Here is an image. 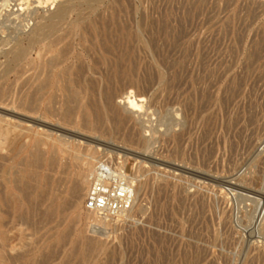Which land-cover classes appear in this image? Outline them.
<instances>
[{"label":"rangeland","instance_id":"obj_1","mask_svg":"<svg viewBox=\"0 0 264 264\" xmlns=\"http://www.w3.org/2000/svg\"><path fill=\"white\" fill-rule=\"evenodd\" d=\"M1 9L0 75L27 55L21 78L0 76L2 108L25 119L0 137V264H264V0ZM89 157L86 173L107 160L136 189L99 233L72 187Z\"/></svg>","mask_w":264,"mask_h":264},{"label":"bare ground","instance_id":"obj_2","mask_svg":"<svg viewBox=\"0 0 264 264\" xmlns=\"http://www.w3.org/2000/svg\"><path fill=\"white\" fill-rule=\"evenodd\" d=\"M68 14V9L66 7H62L60 9L59 7V10L54 14L55 18H58L59 20H64V18L67 16ZM3 15V10L1 9L0 10V17ZM27 20V19H26ZM25 20V22H26ZM81 21H83L82 19L79 18V21L76 22L75 26L76 27H79L80 26V23ZM2 24V23H1ZM0 24V25H1ZM19 25H22V24H19ZM18 25V28L20 27ZM26 25V24H25ZM56 27H57V24H48L46 27H44L43 29L41 30H38L37 32H32L31 36L29 37V46H32V45H35L39 42V39L41 36H46V37H49L53 34V32L56 30ZM4 25L0 27V31L4 30ZM5 28H7L6 30H8L9 28L5 26ZM16 28V27H15ZM21 28V27H20ZM86 29V28H85ZM84 29V30H85ZM19 30V29H18ZM22 30V29H21ZM15 31V30H14ZM12 30V32H14ZM17 31V30H16ZM4 34V32H3ZM0 35H2V32H0ZM2 37V36H1ZM5 38V37H4ZM3 38V39H4ZM11 41V40H10ZM7 42V41H6ZM8 43V42H7ZM6 43V44H7ZM4 44V45H6ZM8 45V44H7ZM53 45V44H52ZM51 45V46H52ZM50 47V46H49ZM51 48V47H50ZM4 49V48H3ZM3 49H0L3 51ZM8 53V52H7ZM27 55V50L24 49V48H21L19 47L17 52H15L12 56V59L8 58V61H7V65L5 66V68L3 69L2 71V75H0L1 77H6L7 76V73H9L10 71L14 70L15 74H16V77L17 78H21L22 75L24 74V69L22 67V62L23 60L25 59ZM9 56V55H8ZM58 59L56 60L58 64L56 65H59L60 63H62V61L60 60L59 57H57ZM65 73H67V71L63 72L62 75H64ZM1 78V79H3ZM4 97H5V91L4 89L0 88V137H9V135H11L14 130L17 128L15 126H12L11 125V119L13 117H17L16 115H14L13 113L9 112L7 109H4L2 108V105H4L3 101H4ZM141 102V101H138L137 99H132L129 101V104L128 105V109H125L126 112H128L129 114H136L137 112L140 111V105H138V103ZM143 102V101H142ZM73 103V102H72ZM11 111V110H10ZM16 114V113H15ZM132 115V116H133ZM38 117V116H37ZM17 118H20L21 120H24V118H21V117H17ZM31 121V120H30ZM38 123V122H37ZM44 123V122H43ZM46 125V124H45ZM50 125V124H49ZM56 126V125H55ZM47 127V126H46ZM52 127V126H51ZM58 127V126H57ZM59 130V129H58ZM49 131V130H48ZM55 131V130H54ZM57 132V131H56ZM59 132V131H58ZM59 138V137H58ZM2 140V139H1ZM6 140V139H5ZM94 142V140H93ZM96 144V143H95ZM3 146V145H1ZM1 148V147H0ZM8 148V147H7ZM98 150H100V148L96 147ZM66 149V148H65ZM94 154V153H93ZM127 160V159H126ZM93 164V157H89V159H86L84 160L83 162H80L76 169H75V179H74V186L73 187V192L74 194H76V203H79V201H81L82 199V196H83V192L85 191V201L87 199V196L90 192V189H91V181H90V176L94 170V168L92 169L91 173H90V170H89V173H86L87 171V166L88 168H91ZM131 164V163H130ZM127 168H128V165H127ZM125 169V168H124ZM65 170V169H64ZM131 170V169H130ZM127 177V183L129 184V186L131 187V192H132V195H133V203H135L137 201V198H136V189L135 187L133 186L132 183H130L131 180H133V178H130V176L126 175ZM232 184H230L231 186ZM188 187V186H187ZM87 188V189H86ZM188 189V188H187ZM138 193V191H137ZM134 205V204H133ZM140 208V207H139ZM86 210V209H85ZM139 211V210H138ZM86 212L88 213L89 215V223L91 222H95L96 219H95V216L91 213H89L87 210ZM264 213V212H263ZM80 217V216H78ZM263 217H264V214H263ZM263 217H262V220H263ZM261 225V222L259 223V226L260 227ZM263 226V225H262Z\"/></svg>","mask_w":264,"mask_h":264},{"label":"built area","instance_id":"obj_3","mask_svg":"<svg viewBox=\"0 0 264 264\" xmlns=\"http://www.w3.org/2000/svg\"><path fill=\"white\" fill-rule=\"evenodd\" d=\"M126 171L107 160H99L90 176L91 189L85 201V209L95 216L90 223L94 233L126 216L133 206L131 187L127 183Z\"/></svg>","mask_w":264,"mask_h":264}]
</instances>
